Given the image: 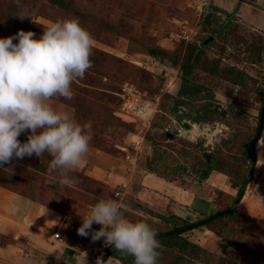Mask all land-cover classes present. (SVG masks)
Returning a JSON list of instances; mask_svg holds the SVG:
<instances>
[{
    "label": "rangeland",
    "instance_id": "374dc122",
    "mask_svg": "<svg viewBox=\"0 0 264 264\" xmlns=\"http://www.w3.org/2000/svg\"><path fill=\"white\" fill-rule=\"evenodd\" d=\"M213 2H72L75 8L90 13V21L84 24L94 40L90 56L93 67L72 84V100L60 98L47 103L78 122L92 123L89 152L72 173L78 184L74 189L61 186L58 174L48 172L51 157L47 154L41 160L35 155L14 159L12 172L0 168L1 187L58 216L56 221L48 220L39 233L61 252L54 256L44 251L39 264H89L101 256L106 246L103 240L93 241L91 236L84 239L77 229L81 217L102 199L119 202L129 220L146 222L156 232L172 230L160 215L174 214L181 225L182 220L194 223L234 204L239 191L231 187L226 174L216 171L215 184H211L210 176L201 178L197 170L205 163L203 153L207 152L223 159L222 168L238 184L250 171L251 160L245 150L256 134L264 103V0H237L241 6L231 13L220 11L207 20L206 8ZM19 5L35 11L34 22L17 17V0H0V38L24 30L33 31L38 39L50 22L75 17L48 0H19ZM209 37L212 43L203 46L202 41ZM148 45L164 48L170 59L149 56ZM192 45L202 49V65L195 69L191 82L205 89L192 102L183 98L179 110L193 119L194 114L208 108L215 112L208 113L212 121L202 122L203 128L193 125L192 135L187 133L186 137L178 130H187L169 111L171 97H176L181 83L179 66L171 59H182ZM236 70L243 76L238 77ZM125 85L133 86L147 101L141 114L124 108L120 94ZM224 96L230 101L226 110L221 107ZM18 139L26 142L27 133ZM255 156L257 168L233 208L235 214L225 217L216 230L201 226L186 231L183 236L202 249L180 264H264V200L260 199L264 198V175L256 197L251 198L264 162V129ZM225 175L231 189L225 185ZM223 224L224 237L218 232ZM92 227L98 230L100 225L94 223ZM57 232L64 242L48 240ZM72 250L77 255H69ZM176 258V251L168 252L161 262L173 264Z\"/></svg>",
    "mask_w": 264,
    "mask_h": 264
},
{
    "label": "clouds",
    "instance_id": "9594fccd",
    "mask_svg": "<svg viewBox=\"0 0 264 264\" xmlns=\"http://www.w3.org/2000/svg\"><path fill=\"white\" fill-rule=\"evenodd\" d=\"M34 15V10L20 6L17 17L34 22ZM93 45L92 35L75 18L50 22L38 39L33 31L24 30L0 38V168L4 171L12 172L14 159L35 155L41 160L47 154L49 174H58L61 186L76 188L72 173L89 152L92 123L78 122L47 102L74 98L72 84L93 67ZM229 104L224 96L221 107L226 110ZM24 133L27 140L21 142L18 137ZM81 221L78 235L103 240L122 255L132 256L134 264H158L157 232L146 222L129 220L119 202L102 199ZM94 223L100 225L98 230ZM96 264L105 262L98 257Z\"/></svg>",
    "mask_w": 264,
    "mask_h": 264
},
{
    "label": "trees",
    "instance_id": "16d2710c",
    "mask_svg": "<svg viewBox=\"0 0 264 264\" xmlns=\"http://www.w3.org/2000/svg\"><path fill=\"white\" fill-rule=\"evenodd\" d=\"M51 4L57 6L58 8L62 9L63 11L66 12H71L72 16L74 15L75 19H78L80 24L88 30L87 28V22L90 20L89 15L90 13L84 12V10H81L80 8H75V5L72 3L74 0H48ZM243 1V0H242ZM220 11H225L224 9L212 4V6L206 8V14L205 18L207 20H212L214 17L215 13L220 12ZM226 12V11H225ZM228 13V12H226ZM91 15V19H92ZM73 18V17H72ZM103 21V20H102ZM86 23V24H84ZM228 24V23H227ZM86 25V26H84ZM212 38H206L202 41V45H207L212 43ZM201 46V47H203ZM146 52L149 56H152L154 58H159L160 60H163L165 58H169V53L167 50L164 48L157 46V45H148L146 47ZM201 54H202V49L199 46L192 45L190 48H188L186 54L182 59L179 57L172 58L171 60L173 61L174 66H179L180 70V78H181V83L179 86V89L177 91L176 97H171L173 99L172 102V107L170 108V113H175L177 112L180 107H182V103L184 101L182 100L183 98H186L189 102H192L194 99H196L199 94L205 89V86L202 84H192L191 80L194 75L195 69L199 66L202 65L200 64L201 61ZM170 59V58H169ZM212 71V70H210ZM236 73L238 77L243 76V72H239V70H236ZM240 73V74H239ZM188 102V103H189ZM208 111H203L202 113H197L194 114V119L199 120L203 123H208L210 120L212 121L213 118L209 116V111L210 112H215L214 110H211L210 108L207 109ZM260 117V114H259ZM165 135H169L168 132H164ZM246 156L248 159H250V156L247 153V148L245 150ZM203 158L205 160V163L203 165H200L197 174L200 175L201 178H208L210 173L212 171H218L226 174L229 177L230 185L233 188H237L238 191H240L241 184L244 180V176L242 180L238 183L235 182L234 177H232L228 171H225L224 168H222L223 164V159L222 158H216L214 154L212 153H203ZM251 160V159H250ZM194 167V166H193ZM149 170L153 173L156 172V169L154 167H149ZM183 171H186V166L182 168ZM165 178V177H164ZM252 179V176L250 177V181ZM169 180V179H168ZM174 179L170 180L173 181ZM1 186H3L0 183ZM235 200V199H234ZM237 210L233 209L229 213L217 217L215 219H212L209 222H206L204 225H201L203 227H207L209 230H216V225L220 222H223L225 217L234 215ZM214 213V212H213ZM212 213V214H213ZM211 215V213H210ZM208 215V216H210ZM206 216V217H208ZM159 218L165 222L166 225L171 226L172 229H177L179 227H185L189 224L187 220H182L183 223L181 225H178L179 218L175 216L174 214H170V216L165 217L163 215H160ZM197 226V227H201ZM195 227V228H197ZM226 227V225H222L220 229H218L219 234L222 235V230ZM194 229V228H193ZM191 230V229H188ZM188 230H185L184 232H181L179 234H174L170 236H164V237H158L159 242L161 244V248L158 250L160 252V256L158 259V264H162V259L163 256L166 255L168 252L176 251L177 258L174 260L173 264H180L181 262H185L189 260L192 256H194L193 252H196L200 248L197 244L190 242L184 235V233ZM224 237V235H222ZM109 246H105L103 251L101 252V255L105 253V251L108 249ZM111 258H114L118 260L122 264H134V259L132 256H126L122 255L120 252H117L115 249L112 254L110 255Z\"/></svg>",
    "mask_w": 264,
    "mask_h": 264
},
{
    "label": "crops",
    "instance_id": "0c3cea01",
    "mask_svg": "<svg viewBox=\"0 0 264 264\" xmlns=\"http://www.w3.org/2000/svg\"><path fill=\"white\" fill-rule=\"evenodd\" d=\"M212 4L228 13H231L237 5L241 6V3L237 2V0H214ZM262 163L260 168L261 176L253 187L251 198L256 197L255 190L264 175V162ZM216 174L218 173L213 171L209 175L208 183L215 184ZM226 179L227 176L225 175V185L229 189L230 186ZM186 192L190 193L191 191L187 190ZM260 199L264 200L261 197ZM57 219L58 216H55V213L51 210L0 186V264H39L43 260L42 254L44 251L51 255L59 256L61 250L58 251L55 246H50V242H47L42 237V234L40 235L39 233L45 229L48 220L56 221ZM48 240L52 241V237L48 238ZM69 255H77V253L73 251ZM82 255V259H84L86 255L83 252ZM37 260L38 262H36ZM105 264L122 263L109 257Z\"/></svg>",
    "mask_w": 264,
    "mask_h": 264
},
{
    "label": "water",
    "instance_id": "95a60500",
    "mask_svg": "<svg viewBox=\"0 0 264 264\" xmlns=\"http://www.w3.org/2000/svg\"><path fill=\"white\" fill-rule=\"evenodd\" d=\"M174 118L175 121H177L178 124H180L184 129L189 130L191 129V124H197L199 125L200 128H203V124L201 121L193 119L191 116L187 115L185 112L178 110L177 112L174 113ZM264 129V103L262 105L261 111H260V117H259V123H258V127H257V131L256 134L254 136V138L252 139V141L250 142V144L247 147V153L250 156L251 159V167H250V171L247 174L241 188L238 194V197L236 198L234 204L226 209L220 210L216 213L211 214L210 216L201 219L199 221H196L194 223H191L185 227H179L177 229H172V230H168V231H162V232H157L158 237H164V236H170V235H174V234H179L181 232H184L185 230L188 229H193L197 226H201L204 225L206 222L211 221L212 219H215L217 217L223 216L227 213H229L230 211L233 210L234 206L236 204H238L240 202V200L242 199L246 186L249 183V178L251 177V175L253 174L256 164H257V160H256V148H257V144L261 138V134L262 131ZM184 136L187 137V132H184ZM115 250L114 246H109L108 249L105 251L104 254H102L99 258L102 259L104 262L110 257V255L112 254V252ZM97 259L93 260L92 262H90L89 264H96Z\"/></svg>",
    "mask_w": 264,
    "mask_h": 264
},
{
    "label": "built area",
    "instance_id": "2783aa9c",
    "mask_svg": "<svg viewBox=\"0 0 264 264\" xmlns=\"http://www.w3.org/2000/svg\"><path fill=\"white\" fill-rule=\"evenodd\" d=\"M122 100H123V106L126 110H128L129 112H133L136 114H141L140 112H142V107H144V105L146 106L147 101L144 100V97L141 93H139L133 86H129V85H125L122 88V92L120 94ZM195 125V124H191V127ZM192 128L187 130V133H189L190 135H192ZM179 133H183L184 131L182 130H178ZM91 236V234H89L88 237H84L85 239H88ZM52 241L56 242V243H62L64 242V237L59 233H55L52 236ZM104 244V242H103Z\"/></svg>",
    "mask_w": 264,
    "mask_h": 264
}]
</instances>
